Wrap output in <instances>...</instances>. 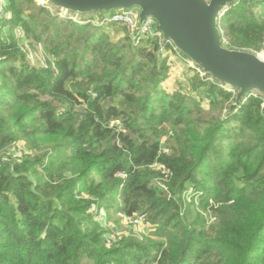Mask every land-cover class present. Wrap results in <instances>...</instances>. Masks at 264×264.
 Wrapping results in <instances>:
<instances>
[{
    "label": "trees",
    "instance_id": "trees-1",
    "mask_svg": "<svg viewBox=\"0 0 264 264\" xmlns=\"http://www.w3.org/2000/svg\"><path fill=\"white\" fill-rule=\"evenodd\" d=\"M28 1L13 12L30 9ZM34 8L21 26L58 68L28 70L16 40L0 36V146L20 134L40 151L0 162V264H264V94L246 96L216 122L193 118L205 114L200 102L161 85L169 64L156 40L115 42L73 12ZM221 23L230 47L260 50L264 0L234 2ZM77 76L90 84L79 97L70 86ZM204 81L207 98L230 97ZM33 83L38 92L28 90ZM102 92L130 110L102 106ZM41 95L68 108L57 117ZM116 119L119 131L105 127ZM161 125L176 128L169 152H161ZM161 164L167 180L152 167ZM160 178L167 189L154 183ZM114 202L127 216H147L159 240L108 244L91 208Z\"/></svg>",
    "mask_w": 264,
    "mask_h": 264
},
{
    "label": "rangeland",
    "instance_id": "rangeland-1",
    "mask_svg": "<svg viewBox=\"0 0 264 264\" xmlns=\"http://www.w3.org/2000/svg\"><path fill=\"white\" fill-rule=\"evenodd\" d=\"M33 5L30 9H26L23 11L22 14L13 12V8L16 9V6L20 5H27L28 0H25L24 3L23 0H0V36L4 38H9L12 36L16 40L17 48L21 50V53L24 57L25 64L30 69H48L52 70L54 72H57V62L58 60L52 52L44 46L41 42L37 41L34 37L33 33L29 31L27 26H21L22 25V18L23 16H26L30 14V12H35L36 9L34 8L36 5L43 4L47 8H56L51 3L47 2L46 0H32ZM238 0H235L234 2H237ZM233 2V3H234ZM229 4L226 7L221 8V11L217 18V27L219 29L220 35H221V43L223 47L231 50H240L244 52H249L255 55H261L264 58V39L261 43V49L260 50H251V49H245V48H235L233 46L230 47V39L224 34V31H226L224 28V23H221V17L224 15L225 11L229 8ZM49 4V5H48ZM51 4V5H50ZM54 8L52 10H54ZM57 9V8H56ZM63 10V9H61ZM119 10V9H116ZM104 11L101 14L98 12H91L89 14H79L75 13L73 15L74 19L81 18L82 20H85V22H91L92 25L97 26L100 31H104L107 33L115 42H122L126 40V37L129 36L127 28L123 24H119L116 22L108 21L107 17L112 12L116 11ZM64 11V10H63ZM64 14V13H63ZM8 16V18L11 16V18L14 19V21L7 23L6 21L2 22V18H5ZM27 21H30L28 19ZM130 39V37H129ZM145 40V39H144ZM131 41V40H130ZM166 47L164 52L166 53V59L167 64H169V73L167 79L161 84L163 88H165L169 92L178 91L186 96L193 97L195 100L200 102L201 106L205 110V114H197L195 113L193 115L203 118L210 122H216L219 119L223 117H227L230 114V109L234 108V106L238 103L236 101V95L238 92V89L231 88L228 85L224 84L223 82L216 81L213 79L210 75L204 74V78L199 75V72L196 70L195 66H190L188 62L186 61V57L184 58L177 56L174 53H171L170 50ZM128 53V52H127ZM160 53V52H159ZM197 74V75H196ZM192 78L194 79L195 83L192 82ZM210 81L211 85L217 86L219 90L226 91L230 94L229 98H225L224 100L219 98L220 95L217 93L209 96L207 98L206 96V90L207 87L210 86V84H207L206 81ZM198 81H204L207 85L205 87H198ZM70 86H74L76 88L74 90V94L78 96L76 93L77 91H90V84L87 80V78H82L77 76L76 79L70 83ZM40 84L33 83L28 90L30 92H38L40 90ZM94 94V93H93ZM103 97L101 104L102 106H108L110 104H117L118 108H127L128 104L123 102L120 97H114L112 94L108 93H100ZM95 95V94H94ZM249 95L252 96H260V92L256 89H252L249 91ZM39 96L38 99L41 101H46L51 103L55 106L57 111V117L64 111V109L68 108L67 104H64L62 102H59L57 100H52L47 96ZM79 97V96H78ZM215 98L216 100H219V105L217 109H211L215 103L211 102V99ZM245 98V97H244ZM244 100V99H242ZM241 100V101H242ZM264 105V104H262ZM86 107V103L83 102L82 105L78 104L75 109L74 113L78 114L82 111V109ZM129 111L130 108H127ZM116 126V131H119L120 128H122V124L119 120H111L105 127L113 128ZM126 134H129V131H125ZM159 135L158 140L160 142L161 152H169V148L172 146V143L174 142L175 134H176V128H173L171 125H161L159 129ZM40 151L29 145L24 138L20 134H16L13 136L10 141L5 146H0V159L1 161L6 162H13L17 161L26 157H35L38 155ZM155 170H160L163 174V179L167 180V176L169 175V170L166 168L165 165H153L152 166ZM119 175L122 176L120 173ZM162 178V177H161ZM160 179H156L154 183L157 185H161L164 189H167L164 182ZM165 196L170 198V193L168 190H164ZM193 190L192 187L188 188V193H191ZM194 191L191 193L193 195ZM86 197V196H84ZM192 198V197H191ZM189 199V197H188ZM180 202L182 205L187 204L186 195L185 192H182ZM190 203V202H189ZM117 203H110L107 204V208L105 206H93L91 210L93 209V218L96 222H98L106 232L104 236L108 240V244L111 245H117L118 242L122 239H138L142 243L149 242L152 243L154 241L159 240V237L154 234L153 229H155V224H151L149 220H147V216L145 217L144 214H134L133 216H139L143 215L144 220L140 221L138 223H134V218H129L133 216H127L124 213L116 211L114 208ZM101 209V210H100ZM100 210V214H104V216L100 217L98 211ZM197 210V209H195ZM151 226V227H150ZM153 226V227H152Z\"/></svg>",
    "mask_w": 264,
    "mask_h": 264
},
{
    "label": "water",
    "instance_id": "water-1",
    "mask_svg": "<svg viewBox=\"0 0 264 264\" xmlns=\"http://www.w3.org/2000/svg\"><path fill=\"white\" fill-rule=\"evenodd\" d=\"M57 9L89 14L116 9H139V26L146 17L155 20L163 40L199 67L204 74L238 89L240 102L256 89L264 94V58L223 47L217 27L221 8L235 0H46ZM0 162L1 159H0Z\"/></svg>",
    "mask_w": 264,
    "mask_h": 264
},
{
    "label": "built area",
    "instance_id": "built-area-1",
    "mask_svg": "<svg viewBox=\"0 0 264 264\" xmlns=\"http://www.w3.org/2000/svg\"><path fill=\"white\" fill-rule=\"evenodd\" d=\"M107 20L123 24L127 28L130 40L134 45L140 44L144 39L153 38L158 43L160 54L166 55L164 50L166 49V47H170L169 50L171 53L184 58V55L175 48L171 41L163 40L161 33L155 30V20L153 18L146 17L142 24L139 26V9L137 7L116 10L109 14ZM186 61L190 66H195L189 59H186ZM195 68L199 72V75L203 77L204 73L202 72V70L197 66H195ZM100 210L98 211V213L100 217H102L104 216V214H100ZM129 218H134V223H138L144 220L143 215H139L136 217L133 216Z\"/></svg>",
    "mask_w": 264,
    "mask_h": 264
}]
</instances>
